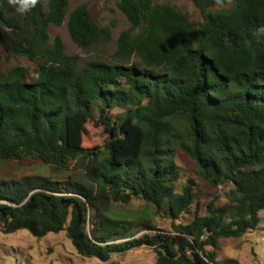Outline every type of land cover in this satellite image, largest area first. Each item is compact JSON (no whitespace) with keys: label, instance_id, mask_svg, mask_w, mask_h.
Masks as SVG:
<instances>
[{"label":"trees","instance_id":"obj_1","mask_svg":"<svg viewBox=\"0 0 264 264\" xmlns=\"http://www.w3.org/2000/svg\"><path fill=\"white\" fill-rule=\"evenodd\" d=\"M202 21L154 0H119L130 26L111 58L80 64L50 26L66 19L68 0H37L24 14L0 0V43L7 57L37 62L36 78L16 67L0 78V161L26 158L53 174L73 168L81 181L58 191L48 177L0 185V231L42 238L66 232L83 258L107 262L151 248L155 264H217L221 239L257 229L264 211V0H190ZM67 27L84 52L112 40L86 5ZM90 123L107 135L86 148ZM178 152L210 188L229 185L230 205L217 197L201 214L195 182L178 188ZM145 202L150 212L118 218L115 204ZM92 228L88 224L92 219ZM172 231L128 236L154 228L153 215ZM186 216H191L189 220Z\"/></svg>","mask_w":264,"mask_h":264},{"label":"rangeland","instance_id":"obj_2","mask_svg":"<svg viewBox=\"0 0 264 264\" xmlns=\"http://www.w3.org/2000/svg\"><path fill=\"white\" fill-rule=\"evenodd\" d=\"M119 0H68L66 19L61 26H50L51 39L60 37L65 53L69 56L80 57V64L97 56L109 59L116 50L118 34L127 29L130 24L123 12L118 8ZM155 3L175 6L185 12L189 18L198 23L202 21L199 10L190 0H154ZM86 5L92 17L102 27H111L112 40L106 45L98 46L89 52L81 50L71 39L67 20L69 14L78 6ZM16 67L27 70V80L36 78L37 62L24 57H7L0 43V78ZM107 135L103 127L90 123L87 127V135L84 140L86 148L102 147ZM176 164L180 168V188L189 179L195 182V191L199 199L201 214H205L206 204L217 197V206L228 207L230 205L226 193L231 189L229 185H219L216 189L207 186L196 174L194 161L185 153L178 152ZM48 177L55 184L58 191H64L69 182L81 181L83 172L73 168L65 173L53 174L50 167L38 160L26 158L22 161H0V185H10L14 181L25 178ZM114 209L118 218L132 220L150 212V207L144 201L134 199L129 205L115 204ZM94 212L91 213V221L88 230L92 228ZM191 216H186L189 220ZM154 228L145 225L133 226L128 236L139 237L142 234L167 233L172 231L171 220L165 216L153 215ZM0 264H155V253L151 248H142L119 256L115 254L107 262L96 258L81 257L66 232L50 233L45 237L37 238L28 231H19L5 235L0 231ZM217 264H264V211L259 214V225L256 230L247 233L237 239H221L217 248Z\"/></svg>","mask_w":264,"mask_h":264},{"label":"clouds","instance_id":"obj_3","mask_svg":"<svg viewBox=\"0 0 264 264\" xmlns=\"http://www.w3.org/2000/svg\"><path fill=\"white\" fill-rule=\"evenodd\" d=\"M219 2L220 0H217V3ZM9 3L16 7L17 12L24 14L37 4V0H9ZM257 31L258 34L264 35V26Z\"/></svg>","mask_w":264,"mask_h":264}]
</instances>
